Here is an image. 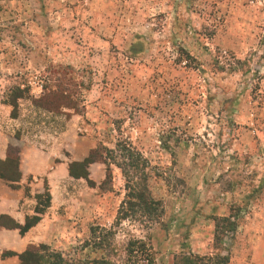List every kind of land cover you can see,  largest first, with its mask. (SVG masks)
I'll return each mask as SVG.
<instances>
[{
    "label": "rangeland",
    "instance_id": "374dc122",
    "mask_svg": "<svg viewBox=\"0 0 264 264\" xmlns=\"http://www.w3.org/2000/svg\"><path fill=\"white\" fill-rule=\"evenodd\" d=\"M49 114L56 164L96 159L54 188L52 249L74 256L92 228L116 225L128 193L116 163L131 153L148 165L126 172L164 214L123 221L119 243L145 240L156 264L226 249L230 264H264V0H0L6 176L23 130ZM229 216L235 238L217 244Z\"/></svg>",
    "mask_w": 264,
    "mask_h": 264
},
{
    "label": "trees",
    "instance_id": "16d2710c",
    "mask_svg": "<svg viewBox=\"0 0 264 264\" xmlns=\"http://www.w3.org/2000/svg\"><path fill=\"white\" fill-rule=\"evenodd\" d=\"M92 154L82 163H73L69 166L70 177L74 179L88 178L87 166L96 162ZM128 159V163H116L121 168L124 176H126L128 190L126 200L123 202L118 221L112 228L96 227L91 230V237L88 242L82 245L81 250L92 247L99 255L92 259L90 257L81 258L76 249L74 256L56 251L47 244L31 245L21 254L12 251L2 253V258L18 256L22 264H156L152 249L149 243L135 236H130L125 243L117 241L118 232L116 227H120L123 221L140 223L146 228L152 227L154 224H160L164 211L158 201H155L149 194V189L144 179H139L138 175H128L126 167L133 170H142L146 168L148 162L140 154L134 157L133 154H128L122 157ZM14 161V160H13ZM7 158L5 161L0 160V163L13 164ZM19 158L15 159L14 167L16 169L15 177L6 176L0 171V178L8 182H17L20 180ZM79 170V172H78ZM144 181V182H143ZM45 194V195H44ZM36 195L37 206L35 215L27 217L24 225H19L9 219L7 216L0 218V227L8 229H18L20 234L24 236L30 229L40 223L42 216L47 209L51 207L52 195L46 185L45 193ZM45 196V200H42ZM238 223L234 216L223 217L216 219V243L222 244L226 240H233L237 233ZM227 254L215 253L208 256H196L191 254L184 255L179 259L178 264H230V254L226 249Z\"/></svg>",
    "mask_w": 264,
    "mask_h": 264
},
{
    "label": "crops",
    "instance_id": "0c3cea01",
    "mask_svg": "<svg viewBox=\"0 0 264 264\" xmlns=\"http://www.w3.org/2000/svg\"><path fill=\"white\" fill-rule=\"evenodd\" d=\"M20 119L24 120L23 116ZM38 121L45 126L38 133L35 134L33 128L22 132L19 153L20 180L8 182L0 178V218L7 216L19 225H24L27 217L35 215L38 204L36 195L41 194L46 185L53 200L54 188L70 180L69 164L63 160L56 164L55 156L50 152V114L38 117ZM33 134L37 139L30 138ZM1 148L2 146L0 159L4 160L6 153ZM49 236L50 208L42 216L40 223L24 236L18 229L0 227V264H22L18 256L3 259L1 255L5 251L21 254L31 245L47 243Z\"/></svg>",
    "mask_w": 264,
    "mask_h": 264
}]
</instances>
